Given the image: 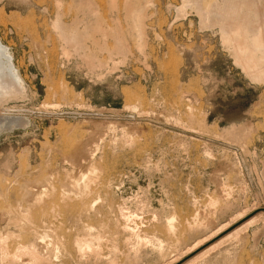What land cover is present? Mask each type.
Listing matches in <instances>:
<instances>
[{
	"label": "rangeland",
	"instance_id": "rangeland-1",
	"mask_svg": "<svg viewBox=\"0 0 264 264\" xmlns=\"http://www.w3.org/2000/svg\"><path fill=\"white\" fill-rule=\"evenodd\" d=\"M76 1L0 0V40L23 83L0 98V264H165L235 213L264 207V82L234 62L218 27L183 0H133L144 8L138 49L125 32L130 0H91L95 19ZM57 14L64 25L117 26L126 55L87 41L105 62L90 69L62 54ZM86 144L95 154L77 165ZM73 178L93 183V207L108 201V230L93 210L16 230L28 220L26 187L65 189ZM119 211L134 216L128 230ZM234 239L194 264H264V219Z\"/></svg>",
	"mask_w": 264,
	"mask_h": 264
},
{
	"label": "bare ground",
	"instance_id": "bare-ground-1",
	"mask_svg": "<svg viewBox=\"0 0 264 264\" xmlns=\"http://www.w3.org/2000/svg\"><path fill=\"white\" fill-rule=\"evenodd\" d=\"M79 1L81 2V3L79 2V4L82 5V6L79 5L82 8L80 9V11L82 10L83 12V10H85V12H87L89 15L94 16L95 9L97 8H94V6L92 5L93 3H91V0H79ZM141 1H143L142 4H146L147 1L149 0H141ZM76 2H78V0ZM135 4L133 3V0H130V3H128V7H127L128 9L126 10V13L128 12L127 17L130 21L128 20L129 23L127 21L128 23L126 27L127 31L125 32H128V34L135 37L136 46L137 48L139 47L138 49H140L142 45V30H143L142 28L143 19L141 20V18L144 15L143 13L141 14L140 10L144 8H141L139 10ZM75 5H77V3ZM185 6L193 7L200 17L199 20L206 27L217 26L219 29V34H220L219 36L221 38L220 40L223 43V45L229 48L227 50L231 51L230 54H232V56L234 57L233 58L234 62H236L237 65L239 64L240 66L239 65L238 66L242 67V69L244 70L243 72H245L247 76L252 78L253 81L255 80L256 82L257 81L264 82V0H183L180 5V8L183 9L184 7L185 9ZM75 10H78V9H75ZM59 17L60 16H58L57 14L51 26H53L52 28H54L56 34L59 37V40L61 41L62 54L66 56L75 54L78 57H81L82 61L85 60V63L88 65L89 68L96 67V66L98 67L102 66L105 64V62L104 60H102V58L100 59L98 56H96V54L93 53V51H91L92 49L89 50L88 45L86 44L87 41L92 44L93 46L92 48H94V50L95 49L96 50H106L108 51V53L114 51V52H117L118 54H121L122 57L123 55H126L124 53L126 52L127 48L124 44L122 32L119 30V28H116L117 26L115 28H111V31L108 32L106 30H108L109 28L107 29L103 28V26L101 25L102 23L101 24L100 22L96 23L98 22L96 20H94L96 22L90 23L88 22V20L86 21L80 18V19H77L78 21H76L75 23H72V25H66V24L64 25L60 22ZM95 17L96 16H94V19ZM108 34L113 37L114 45L113 46L111 45L112 47H108L107 45L105 46L104 44V42H106L105 38ZM99 35L101 38L96 37ZM99 39H101L102 43ZM20 88H23V83L13 63L12 54L9 50V47L5 45L3 42H1L0 40V98L1 97L4 98V96L8 94L9 92L11 95L12 94L11 92L13 91L17 92L16 89L20 90ZM19 92L20 91H18V93ZM89 141L90 140L87 141V144ZM94 143H93V146H94ZM88 145L86 148L82 146V148H85V149H83V153L80 154L82 156L80 157L81 159H79V161L77 159L76 160L77 162L75 161L77 165H82L92 160L95 154V151L92 150V148L91 149L88 148ZM78 149H79V146H78ZM81 151L82 150H80V152ZM76 152L78 151L76 150ZM262 170H263V176H264V169L262 168ZM81 177L84 178L85 175H80V178ZM76 181H75V178H73V180H70L68 182L70 188H65V189H61V188L59 189L58 185L55 186V184L51 183L50 181H48L49 183L46 181L42 184L39 183L40 187L37 188L36 186L37 190L32 188L31 186L26 187L24 191L26 192V196L29 201V203L23 206L24 213L26 212V217H24V215H21V216L17 215V216L18 217L23 216L25 219H28V220L26 223H24V225L23 224L21 225V223L19 222L20 225L19 226L17 225L18 229L16 230H35V231L36 230H48L46 229V227H49V226L46 225V221H48L49 223H52L55 220L57 221L59 220V222H61L60 219H63L64 215L65 214L67 215V213L68 212L70 213V211L71 213L76 211V215L78 214L80 215V213H85V212L88 214L91 212V210H93L92 214L90 213L92 215V218H94V220H96L99 223L98 230H108V201L105 203L106 205L101 204V205L93 207L94 206L93 205L94 204L93 194L95 192V189L93 188L94 186L92 187L90 185L93 183H90L89 181H84L86 183H84L83 181H80L82 182V185L79 186V184H81L79 183L77 186ZM103 201H105V199ZM213 201L214 200H212V202ZM254 209H255L254 207H252V209L245 208L235 213L228 220L222 222L216 228L211 230L208 234H205L203 236H200L194 239L191 243H189L188 245L184 247L182 252L179 251L180 254L173 255L170 259H168V261L165 264H175L179 262V260L181 261L182 259L186 257L187 258L184 259L179 264H194L197 260L205 257L208 253H210V251H213L214 249L220 247L224 242H227L231 238L233 239L236 238L250 224L254 223L255 221L259 219H264V212L258 211L252 214L251 216H249L247 219L242 220L249 213L253 212ZM20 210L19 212H21ZM121 212H120V215H122L123 219L125 220L127 224L126 227L124 226L123 228L127 229L128 222L132 221L131 219L134 216H131L130 214H127V213L123 214ZM79 215L77 217H79ZM172 218L173 217L167 220L166 227L168 228L166 230H169L170 229L169 227L172 226L171 225ZM21 219L23 218H20V220ZM8 220L11 221L10 219ZM65 220H66V217H65ZM240 220L242 221L238 225H236L229 232H227L226 234L218 238L216 241H214L213 243H211L204 249H201L200 251H198L199 250L198 249L197 250L198 252L194 251L196 248H198L199 246H201L202 244H204L205 242L213 238L215 235L219 234L223 230H226L231 225H233L234 223ZM16 222H18L17 219H16ZM16 222H14V224H17ZM51 229H52V226H51ZM52 230H59V229L56 225V227H53ZM89 230L91 229L89 228ZM143 240L145 239L143 238ZM147 241H149V239H147Z\"/></svg>",
	"mask_w": 264,
	"mask_h": 264
},
{
	"label": "water",
	"instance_id": "water-1",
	"mask_svg": "<svg viewBox=\"0 0 264 264\" xmlns=\"http://www.w3.org/2000/svg\"><path fill=\"white\" fill-rule=\"evenodd\" d=\"M264 211V207H260V208H258V209H256V210H254L253 212H251L250 214H248L247 216H245L242 220H245L246 218H248L249 216H251L252 214H254V213H256L257 211ZM242 220H240V221H238L237 222V224H239ZM236 224V225H237ZM187 258V257H186ZM186 258H184V259H186ZM184 259H182L181 261H179V262H177L176 264H179L180 262H182Z\"/></svg>",
	"mask_w": 264,
	"mask_h": 264
}]
</instances>
